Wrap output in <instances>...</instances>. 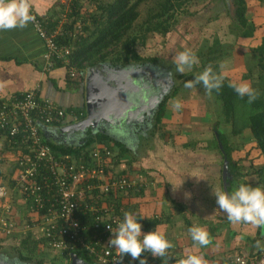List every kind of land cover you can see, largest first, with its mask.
<instances>
[{"label":"crops","instance_id":"0c3cea01","mask_svg":"<svg viewBox=\"0 0 264 264\" xmlns=\"http://www.w3.org/2000/svg\"><path fill=\"white\" fill-rule=\"evenodd\" d=\"M60 2L62 0H28L30 13H36L42 17L47 16L48 13L56 12ZM43 52L44 46L36 35L31 22L21 29L0 31V103L39 86L41 99L51 101L66 112L68 110L81 111L79 112L80 115L85 116L84 119H86L84 86L88 74L85 73L82 81L80 80L77 83L69 81L70 79H68L63 69H55L46 74L41 70ZM143 83L146 91H143L140 98L133 102L136 103L134 105L138 106L137 109H133L132 117L135 120L127 125L118 123L119 127H115L116 124H114L111 129H106V131L104 129L103 131V133L114 139L113 141L124 146L127 151L123 158L119 159L120 162H117L116 166L109 168L110 173L125 175L137 184V187L128 195L120 194L117 198L122 203L133 205L136 208L135 213L138 219L148 220L160 216L162 223L152 231L157 230L163 233L173 245L168 250L171 261L166 262V264H179V260L185 256L186 250L202 256L206 264H228L229 260H233L234 257L239 255L254 259L257 257V253L264 252V227L253 226L250 223H230L225 215L219 211L212 193L224 191L222 178L224 160L219 153L215 138L212 139L215 145L211 146L213 143L209 140L210 146H208L205 138L202 137V135L211 132L207 128L210 121H206L207 114L201 115L199 103L194 100L190 104L191 127L187 124L180 125V128H189L188 132L180 130V134L176 137L173 136L174 133L172 135L170 133L166 134L168 140H170V137H174L176 140L185 136L190 137L192 143L198 144L197 146L184 148L186 144H189L188 141H185V145L179 148L175 142L176 149L174 150L169 146L165 147L163 144L164 148H159V151L152 150V155L148 159L138 161H136L137 152L131 153V149L129 150L128 144L124 142L126 141L124 140L126 134L131 135L130 137L136 135L138 138L139 136L142 137V132H146L153 137L155 135L154 130L157 128L156 122L151 127L145 126L149 116H152L151 113L149 114L147 103L151 99L154 101V96L149 95L147 89L151 86L149 82L143 81ZM190 90L188 89V91ZM172 95L174 97L168 100L167 106L170 101L179 96V93L177 94V91H175L167 96ZM154 110L155 106L152 109L153 114L155 113ZM168 114L166 107L163 119L166 118L165 121L171 122V120L168 121ZM75 115L76 117L72 118L70 116L69 119L65 120L66 123L59 125V127L42 129V132L46 138H51L50 140L55 143L70 146L81 144L86 133H84V130L74 128L75 121H83V119H77L76 112ZM210 119L213 120V118ZM173 128L175 129L174 126ZM166 130H172L171 125ZM188 133H191V135H188ZM129 141L131 142L130 138ZM252 144V141H250L249 145L252 146ZM2 145H0L1 148H3ZM135 145H138L136 147H142L139 142ZM249 145L241 146L247 149ZM201 148L203 152H201ZM118 152L116 151L114 156ZM236 153L233 154L235 159L239 156ZM10 163L14 166V161ZM245 164L243 162L242 167L245 169L244 172L247 173L250 166L248 167ZM241 183H248L253 188L261 187L260 184L251 183V180L245 182L236 180L231 192ZM138 185L143 186L142 192L139 191ZM9 192V197L3 202L4 204L10 202L15 206V216L18 222L16 232L12 236L22 237L26 233L24 230L25 224L30 218L27 215L23 199L12 190H9ZM135 192H140L141 196H138ZM3 202L0 203L1 207ZM193 226L202 227L207 232L209 243L206 246L193 247L188 235V229ZM51 253L57 255L53 251ZM57 256L61 258V255ZM62 261L65 264L67 263L64 260ZM71 261L72 258L69 264H71Z\"/></svg>","mask_w":264,"mask_h":264},{"label":"trees","instance_id":"16d2710c","mask_svg":"<svg viewBox=\"0 0 264 264\" xmlns=\"http://www.w3.org/2000/svg\"><path fill=\"white\" fill-rule=\"evenodd\" d=\"M195 1L197 0H72L69 6L59 3L56 12L47 14L49 20L46 21V29L48 30V33L54 31L57 25V21L54 22V20L60 17V15L67 14V10L72 12L67 14L70 23H67L65 29L73 31L77 21H81L83 24L82 31L85 34V38L80 36V41L70 39L69 37L59 38L61 44L66 43L75 48L74 52L70 55L69 67L75 66L79 72V77L76 80L69 81L77 83L80 80L82 81L85 71L93 67L96 68L100 65L108 64L114 68H126L131 64L146 61L138 54L136 47L138 45L143 47L146 46L147 42L154 35L166 37L171 32L172 27L175 26L178 17L187 13V7ZM258 1L264 4V0ZM85 3L94 5L93 11H88L86 17L82 13ZM147 5L146 17L139 24L140 9L142 6L146 7ZM234 7L235 18L238 22V24H235L236 29L238 30V37L243 39L256 38L260 29H264V24L259 27L248 18V0H235ZM31 15L33 17L36 16L41 20L44 19V16L42 17L36 13H32ZM190 15H192V13H190ZM85 19H88V21ZM41 42L44 46V42L42 40ZM222 47L220 41L216 40L212 46L207 48L206 52L200 50L195 53L200 65L195 64L193 66L192 71L187 77V81L194 80V76L199 75L200 72L207 67H211L213 71L222 78V87L219 91L213 90L207 92L201 85L200 86L204 92L213 95L216 98V102L221 104V114L214 123L212 130L221 157L224 161L227 160L228 162V192H231L232 186L236 180H251V183L260 184V186L264 188V33L259 40V44L252 50V60L251 62L249 61L250 63L248 67H245V73L240 76L238 81L222 75L221 61L226 57V53L222 51ZM44 54L45 47L43 55ZM43 55L41 70L42 72L49 74V72L44 69L45 61ZM147 61L153 63L156 62L157 59ZM64 68L63 65L57 62L52 69ZM240 82H247L256 91L257 98L253 102L249 103L247 97L240 98L236 95L233 89L229 87V84L231 83ZM172 97L174 96H167L159 105L155 118L157 127L161 124L165 116L166 103ZM75 112L77 113V119L84 120L85 116H81L79 113L81 111L68 110L67 113ZM220 123L231 125V133L234 137H238L246 131L250 133L253 144L252 146H248L249 149L245 148V151L247 150V154H251L252 149H254L259 153V158L257 159L259 165H254V167L256 166L255 170H257L252 173L255 177L254 179L251 174L243 172L245 169L240 166L239 159L233 157L235 151L228 142L227 136L220 132L218 127ZM6 134V131L0 130V145L3 144V148L0 147V164L9 162L7 157L8 152L16 154L17 158L20 155V148L9 144L8 141L5 140ZM113 140L114 139L110 138L108 134L103 132L93 135L91 131H88L79 145L70 146L55 143L48 139H46V142L49 144L54 155L58 159H61L62 157H74L75 159H78L82 154L86 155L85 158H89V148L94 142L104 143L109 146L114 154L116 151H119L114 157L116 161L114 160L113 165L116 166L117 162H120L127 151L124 146ZM197 145L198 144L196 143L186 144L184 148H190L191 146L194 147ZM240 156L246 158L243 155H239V158ZM121 175L122 174L119 176ZM11 176L12 170L7 175L0 171V185L6 186L3 182L4 180H9V184L13 188L14 182L11 181ZM136 187L137 185L134 189ZM138 187V189H140L139 191L142 192L143 186L138 185ZM130 192L125 194L128 195ZM135 193L138 196H141L139 194L140 192ZM110 198H113L112 202L115 204L116 213L121 220L125 212L136 216V208L133 207V205L122 203V201L115 195H112ZM1 205H4V202ZM1 210L2 207L0 206V212ZM88 218H90V216ZM161 220H159V217L148 220L138 219V222L141 224L142 234L152 231L156 226L162 223ZM15 240H17V238H15ZM4 241L5 240L0 237V249L2 248L1 242ZM12 250L21 264H54L52 261L50 262L46 259V257L52 252L48 247L46 240L41 237L35 239L30 231H27L22 237H20L18 245L12 247ZM73 255H76L78 259L85 261L88 264H95L93 260L83 252V250H76L72 255H62L61 258L67 262L66 264H69ZM167 256H170L169 251ZM258 257H260V253H257L256 258ZM55 258L59 257L56 256ZM141 258L150 262L154 259L150 253H142ZM231 261L232 259L229 260L228 264H231ZM157 264H162V259L158 260ZM163 264H166L165 260Z\"/></svg>","mask_w":264,"mask_h":264},{"label":"built area","instance_id":"2783aa9c","mask_svg":"<svg viewBox=\"0 0 264 264\" xmlns=\"http://www.w3.org/2000/svg\"><path fill=\"white\" fill-rule=\"evenodd\" d=\"M71 1L62 0L61 4L69 6ZM71 12L67 10V14ZM67 14L54 20L57 25L51 33L46 29L48 16L42 20L34 16L31 23L44 42V69L50 73L58 62L65 67L67 77L75 80L79 72L75 66L69 67L75 48L61 44L59 38L80 41V36L85 38V34L81 21L76 22L73 31L65 29L70 23ZM70 116L76 117L75 113H67L51 101L41 99L39 86L0 103V130L7 132L5 140L9 144L20 148L11 177L12 192L23 199L30 218L24 230L32 232L35 239L46 240L57 255L83 250L95 264H139V258L132 260L128 255L121 258L109 248L108 242L113 238L110 227L115 229L121 221L110 197L128 193L137 185L126 176L110 173L115 158L109 146L95 141L89 148V158L82 154L78 159H58L46 142L48 138L42 129L59 127ZM9 193L6 186L0 185V203ZM15 213L12 203L2 205L0 237L14 234L18 226L13 218ZM160 259L154 257L146 264H157ZM164 260L170 262L171 258L166 256ZM231 264H264V252L254 259L236 256Z\"/></svg>","mask_w":264,"mask_h":264},{"label":"rangeland","instance_id":"374dc122","mask_svg":"<svg viewBox=\"0 0 264 264\" xmlns=\"http://www.w3.org/2000/svg\"><path fill=\"white\" fill-rule=\"evenodd\" d=\"M234 1L235 0H197L187 7V13L182 14L178 17L175 26L172 27L171 32L166 37L154 35L147 42L146 46L143 47L138 45L136 47L138 54L146 61L131 64L126 68H132V71L139 75L144 82L148 81L151 85V88H155L154 91L156 92V95L159 94V97L157 99L154 98L153 101V103H155V114L157 113L158 108H156L157 103H161L165 96H167L168 94H172L174 91H177V94L179 93V96L173 99V101L178 100L182 105L179 111L173 109V101H170L168 106L166 105L169 112L168 121L171 120V122L165 121L166 118L163 119L161 124H159L156 130H154L155 135L153 137L149 136V134H147L146 132H142V137L139 136L138 138L136 135H132L133 139L129 134L125 135L126 138L124 140L126 141L124 142L128 144L129 150L131 149L132 151L131 153L137 152L136 161L145 158L148 159L152 155L151 151H159V148H164L163 144L165 145V147L169 146L174 150L176 149L175 142L177 143V146L179 148L185 145V141H188L189 144H192L193 141L190 137L185 136L184 138H181L179 140L174 139V137L180 134V130L184 132L189 131V128H180V125H192L190 124L192 123L190 104L192 101L194 102V100L200 105L202 112L201 115L204 116L207 114L206 121H210V124L207 125V128H209V132L211 133L204 134L202 135V137L205 138L206 145L210 146L209 140L211 143H213L211 146L215 145L214 140L212 141V139L214 138L212 129L214 123L217 121V118L221 114V104L216 102V98L213 95L204 92L199 84L188 91V88L184 87V83L187 81V77L189 76L192 69L186 70L183 74L177 73L175 71L173 57L179 52L186 49L191 50L194 53H197L200 50L206 52L207 48L209 46H212L215 41L218 40L220 41L221 46H223L222 51L226 53V57L221 61L222 75L224 77H231L234 80L238 81L240 79V76L245 73V67H248L249 63L252 60V50L259 44V40L264 33V29H260V31L256 35V38L243 39L238 37V30L235 26V24H238V22L234 16ZM93 6V4L85 3L82 9V13L85 15V17L88 11H93ZM248 6V18L257 26H262L264 24V4L258 0H248ZM147 8L148 5L146 7H141L140 19L138 21L139 24L146 17ZM190 13H192V15H190ZM85 20L88 21V19ZM151 59H157V61L153 63L147 61ZM197 64L200 65V62L198 61ZM210 118H213V120L211 121ZM148 119L152 121L151 125H154L153 116L149 117ZM154 122H156L155 119ZM169 125H171L172 130L167 131L166 129ZM145 126L147 125L145 124ZM173 126L175 127V129L173 128ZM218 127L220 129V132L227 136L228 142L230 143L231 147L235 152H237L236 155H243L244 157H246L243 158L242 156H240L239 158V156H237V159H239L240 161V166L242 167L244 162L246 163V166H250L249 170H247L248 174L252 175V172H256L257 169L255 170L256 166L254 167V165H259L257 163L259 153L256 150L252 149L251 154H247V150L245 151L244 149V146L246 144L249 145L251 141L250 133L246 131L241 137L237 138L233 137L231 134V125L220 123ZM167 133H170L171 135L174 133L175 135L173 134L174 137H170V140H168L166 138ZM188 135H191V133H188ZM129 138L131 139V142L129 141ZM151 139L152 141L150 142ZM138 142L142 147H136L138 145L135 144ZM180 143L184 144L181 145ZM200 150L201 152H203L202 148ZM7 157L9 159L8 163L13 161L15 162L17 159V155L12 152H8ZM151 167L153 166L151 165ZM14 168L15 167L12 166L11 163L0 164V171L5 173L6 175L11 170L13 171ZM252 178L254 179L255 177L253 176ZM11 181H13L12 177ZM241 181L245 182L244 180ZM9 182V180H4L3 183L4 185H6V188H9V190L13 191V188L11 187ZM17 196H19V194H17ZM158 217L159 220H161L160 216ZM13 218L15 221H17L15 219V215L13 216ZM153 219H156V217ZM1 237L5 241L1 242L2 248L0 249V260L4 261L5 259L8 260L10 258H15L16 255L14 254L12 247H16V245H18V240L21 236ZM15 238H17V240H15ZM56 256L57 255L50 253V255L46 257V259L50 262L52 261L54 264H63V259L55 258Z\"/></svg>","mask_w":264,"mask_h":264},{"label":"clouds","instance_id":"9594fccd","mask_svg":"<svg viewBox=\"0 0 264 264\" xmlns=\"http://www.w3.org/2000/svg\"><path fill=\"white\" fill-rule=\"evenodd\" d=\"M33 19L28 0H0V31L24 28ZM173 63L175 71L183 74L198 63V57L193 51L186 49L173 57ZM89 70L85 73L89 74ZM197 84L207 92L219 91L222 87V78L211 67H207L199 75L194 76V80L186 81L184 87L191 89ZM229 87L240 98L247 97L249 103L257 98L256 91L247 82L231 83ZM172 107L179 111L182 105L180 101L175 100L172 102ZM212 194L219 211L225 215L228 222L250 223L253 226L264 227V188H253L248 183H241L232 192L215 191ZM110 231L113 238L108 242L109 248L114 249L121 258L125 255L130 256L132 260L139 258V264H146V260L141 258L142 253H150L153 257L162 258L163 264L168 250L173 247L165 235L157 230L142 234L138 218L128 212L123 214L122 220L115 229L110 227ZM188 235L193 247H202L209 243L208 234L202 227H190ZM179 264H206V261L202 256L186 250Z\"/></svg>","mask_w":264,"mask_h":264},{"label":"water","instance_id":"95a60500","mask_svg":"<svg viewBox=\"0 0 264 264\" xmlns=\"http://www.w3.org/2000/svg\"><path fill=\"white\" fill-rule=\"evenodd\" d=\"M132 70V68H114L108 64L91 68L84 86L87 116L82 122L75 124L74 128L80 127V130L91 128L94 130L97 125L105 122V125H102V130L105 129L106 131V128L110 129L109 125L113 126V124L117 123L127 125L135 120L132 117L133 109H137L138 106L134 105L136 103L133 102L140 98L141 93L146 91V89H143L144 84L141 77ZM158 97L159 94L154 95L155 99ZM159 104L160 102L156 106ZM222 178L224 191L228 192L229 171L227 160L223 164ZM0 264L21 263L15 257L4 261L0 260ZM71 264L88 263L73 255Z\"/></svg>","mask_w":264,"mask_h":264},{"label":"flooded vegetation","instance_id":"af4514ba","mask_svg":"<svg viewBox=\"0 0 264 264\" xmlns=\"http://www.w3.org/2000/svg\"><path fill=\"white\" fill-rule=\"evenodd\" d=\"M144 84V83H143ZM142 84V85H143ZM150 88H147L148 89V92H149V95L151 94L152 96H154V94L156 93L155 91H154V89L155 88H151V86H149ZM143 89H146V87H145V85L143 86ZM154 106H155V103L153 104V99H151L150 100V102L149 103H147V108L149 109V114L151 113V115L152 116H154L155 115V113L153 114V111H152V109L154 108ZM151 116V117H152ZM150 117V116H149ZM156 118V115L153 117V120ZM151 120H149V119H147V121H146V125H147V127H151L152 125H151ZM153 123H154V121H153ZM102 125H105V122H103L101 125H97L95 128H94V130H92V129H86V128H83L82 129V131L84 130V133H87L88 131H91V133L93 134V133H100V132H102V131H104V130H102ZM119 124L117 123L116 124V126L115 127H117ZM113 126H114V124H113ZM113 126H111V125H109V127H110V129L113 127ZM104 127V126H103ZM106 127V126H105ZM119 127V126H118ZM78 129H80V127H78ZM107 129V128H106ZM137 130V129H136Z\"/></svg>","mask_w":264,"mask_h":264}]
</instances>
